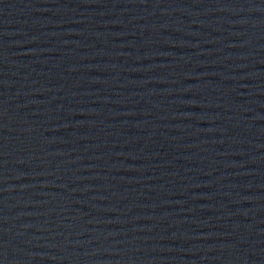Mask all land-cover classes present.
<instances>
[{"label": "water", "instance_id": "95a60500", "mask_svg": "<svg viewBox=\"0 0 264 264\" xmlns=\"http://www.w3.org/2000/svg\"><path fill=\"white\" fill-rule=\"evenodd\" d=\"M0 264H264V0H0Z\"/></svg>", "mask_w": 264, "mask_h": 264}]
</instances>
